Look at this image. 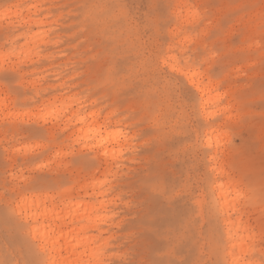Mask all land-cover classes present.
<instances>
[{"label": "rangeland", "instance_id": "1", "mask_svg": "<svg viewBox=\"0 0 264 264\" xmlns=\"http://www.w3.org/2000/svg\"><path fill=\"white\" fill-rule=\"evenodd\" d=\"M6 42L18 59L0 65V264L49 262L29 227L51 221L26 215L48 196L57 213L65 199L88 210L100 182L107 225L75 226L107 260L229 264L215 179L244 209L228 213L245 224L234 253L264 264V0H0ZM197 81L216 97L206 109Z\"/></svg>", "mask_w": 264, "mask_h": 264}, {"label": "bare ground", "instance_id": "2", "mask_svg": "<svg viewBox=\"0 0 264 264\" xmlns=\"http://www.w3.org/2000/svg\"><path fill=\"white\" fill-rule=\"evenodd\" d=\"M191 78L192 80H194L193 75L191 76ZM195 85L202 96V108L206 109V107H208L216 99V97L208 96L205 98L204 96L209 92L207 86L202 85L200 81H197ZM210 114L213 115V113ZM82 120H84L83 117L77 119L78 122ZM117 139L118 136L114 138V140ZM103 141V138L99 139L97 141V147L103 146ZM214 143L215 140L212 137H208L206 139L207 146L211 147ZM109 152L110 150L105 148L103 155L108 158ZM212 158L214 160V163L216 164L212 168L213 171L220 176L227 175L228 172L223 168L222 164L220 166H217L216 157L213 156ZM102 184L103 183L100 182L98 186H95L92 190V194L101 196L102 199L96 204L90 205L88 210L85 209L82 210L83 212H78L81 210L82 205H88V203L84 202L83 200L73 201L65 199L64 207L66 208V210L69 209V211H66V213H57L55 212L56 197L48 196V198H51L53 201L52 207L50 209L43 208L40 211H35L33 213H30L29 215H26V219L30 218L32 221H51V224L49 225H33L32 227H29V230L33 234V236L41 234V232H43V235H46L47 239L45 241L48 245L47 249L50 258L49 264H87L86 261L88 262L90 259H92L94 249L99 246H93L95 241H97L98 239V235H81V233L86 229V227L75 226V224L77 223V221L86 218L87 220L93 222V225L91 227L97 228L99 225V221H101V217L108 218L106 215L93 216V212L95 210H106L107 208V201L104 199L105 190H99ZM226 184L227 183L223 182L222 179H215V181L211 185L212 197L214 199V202L220 210V213L224 215L222 221L224 225V233L226 236L227 246L225 256L227 257V262L229 264H233V261H237L238 264H247V262H242V258H240L237 254L234 253V249L238 246V244L236 243V239L239 235L238 231L240 229H244L245 224L243 223V221H241L240 217L236 219L237 221H234L232 219L231 214H228L230 210H233L234 212H240L242 214L244 212V209H240L236 205H234L233 207L229 206V196L227 193ZM87 186L89 185H82L77 188L75 192L80 194V190H83L86 192V194H88ZM23 197L24 198L20 200L21 204L18 207L19 212L20 210L24 209L25 205H27L29 201L33 202V199H31L33 198V195H24ZM38 200L40 201V199ZM47 228H49V230L45 231V229ZM52 233L53 235H51ZM106 243L104 245H106ZM79 248L80 250H78ZM62 249H66L68 256L62 255Z\"/></svg>", "mask_w": 264, "mask_h": 264}, {"label": "snow or ice", "instance_id": "3", "mask_svg": "<svg viewBox=\"0 0 264 264\" xmlns=\"http://www.w3.org/2000/svg\"><path fill=\"white\" fill-rule=\"evenodd\" d=\"M5 48L8 49V52L5 53L3 51H0V65H3L5 63H10L13 60L18 59L17 56L15 55V50L12 48V43L11 42H6ZM23 52H21L20 59L22 60L23 58ZM22 70V69H21ZM10 73L8 69H3L2 74H0V79H7L9 77ZM59 116L58 111H53L50 113H44L43 118L48 119L49 117L56 118ZM91 136V130L89 132V137ZM79 143H84V138H81ZM102 226H106L108 223L107 218L101 217L100 218ZM101 240H103V237H101ZM97 244L99 245L96 247L93 251V257L90 259L87 264H114L113 261L107 260L106 253L108 251L107 247L103 244H101L99 241H97ZM46 251V250H45ZM34 264H49L47 260H39L34 262ZM119 264H124V261L121 260ZM233 264H238L237 261H233Z\"/></svg>", "mask_w": 264, "mask_h": 264}]
</instances>
